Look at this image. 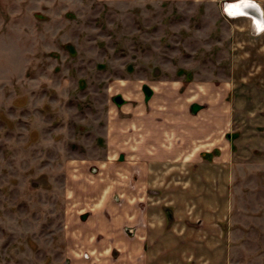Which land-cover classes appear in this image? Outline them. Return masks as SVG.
Masks as SVG:
<instances>
[{
	"label": "rangeland",
	"instance_id": "1",
	"mask_svg": "<svg viewBox=\"0 0 264 264\" xmlns=\"http://www.w3.org/2000/svg\"><path fill=\"white\" fill-rule=\"evenodd\" d=\"M237 1L0 0V264H264V16Z\"/></svg>",
	"mask_w": 264,
	"mask_h": 264
},
{
	"label": "water",
	"instance_id": "2",
	"mask_svg": "<svg viewBox=\"0 0 264 264\" xmlns=\"http://www.w3.org/2000/svg\"><path fill=\"white\" fill-rule=\"evenodd\" d=\"M241 5H235L234 3H230L228 5L230 10L226 8L227 12L231 15H251L254 17V22L257 24L259 28L262 27L264 10L261 4L256 0H240Z\"/></svg>",
	"mask_w": 264,
	"mask_h": 264
},
{
	"label": "crops",
	"instance_id": "3",
	"mask_svg": "<svg viewBox=\"0 0 264 264\" xmlns=\"http://www.w3.org/2000/svg\"><path fill=\"white\" fill-rule=\"evenodd\" d=\"M235 3H237V2H235ZM259 3L262 6L261 0H259ZM153 224L152 225L149 224L148 228L145 230V234H144L143 237H145L147 239V241H150L151 240V238H150L151 231L154 229L151 226H154ZM115 232H116V234H119L120 235L119 239H121L122 243H123V241H132V242L134 241L133 242L132 250L130 251L133 254V256H135V254H138V253H140L141 255L142 254L146 255V254L149 253V248L144 250L143 237H137V236L136 237H132L129 234H124L123 235L122 234L123 233V230L120 228V226H117V228L115 229Z\"/></svg>",
	"mask_w": 264,
	"mask_h": 264
},
{
	"label": "bare ground",
	"instance_id": "4",
	"mask_svg": "<svg viewBox=\"0 0 264 264\" xmlns=\"http://www.w3.org/2000/svg\"><path fill=\"white\" fill-rule=\"evenodd\" d=\"M235 5H241V4H240V2H238V3H235Z\"/></svg>",
	"mask_w": 264,
	"mask_h": 264
},
{
	"label": "flooded vegetation",
	"instance_id": "5",
	"mask_svg": "<svg viewBox=\"0 0 264 264\" xmlns=\"http://www.w3.org/2000/svg\"><path fill=\"white\" fill-rule=\"evenodd\" d=\"M240 1V0H239Z\"/></svg>",
	"mask_w": 264,
	"mask_h": 264
}]
</instances>
